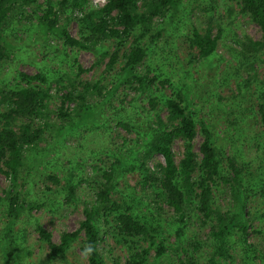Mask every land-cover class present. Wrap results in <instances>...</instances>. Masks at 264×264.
Wrapping results in <instances>:
<instances>
[{"label":"trees","instance_id":"trees-1","mask_svg":"<svg viewBox=\"0 0 264 264\" xmlns=\"http://www.w3.org/2000/svg\"><path fill=\"white\" fill-rule=\"evenodd\" d=\"M234 1L238 6L236 13L247 16L248 20L258 26L259 39L252 40L247 36L242 42L229 40L227 46L224 43L225 37L221 38V34L219 35L220 28L212 33L213 18H210L202 30L192 26L191 33L187 35L190 52L187 50L189 56L186 59V71L190 77L201 67L198 62L219 59V40L227 47V51L237 53L233 60L236 57L244 58V61H238L234 65L227 64L222 69L221 76L224 84L232 82L235 86L236 92L230 93L229 100L237 96L239 100L244 99L247 115L245 124L253 112H257L258 119L254 118L256 126L252 125L251 128L254 129L252 134L257 135L256 144L252 142L254 139L251 140L256 152L251 158L244 148L239 155H235L233 151L229 156L225 155V145H231L235 135L238 139L245 137L249 129L247 125L237 126L242 119L238 122L229 120L230 113H225L218 107L228 120L221 132L226 141L224 144L221 136L215 133L217 127L213 128L203 117L195 118L186 89L179 90L180 94L173 91L166 96L161 90L151 86L157 79L148 77V68L142 65V60L152 50V44L160 34L151 33L150 29L141 32L137 27H146L153 18L165 20L168 13L171 15L168 19H171V12L175 13L183 5L181 0H105L98 7H87L88 0H0V69L9 58L11 47L18 41L15 32L27 30V27L20 24L22 20L30 23L34 29L37 28L40 34L38 39L43 42L49 35H54L65 47L92 52L96 56L94 64L107 58L101 79L98 77L94 82L81 78L80 73L86 69L80 67L73 74L63 69L57 71L53 67L34 74L19 72L15 83L0 82V174H4L9 180L2 190V197L8 202L7 221H16L19 211H29L38 206L25 200L17 190L19 185L16 180L23 177L24 151L31 150L38 154V143L44 139L43 124L55 126L56 134L63 137L58 139L61 143L70 140V134L78 127L80 135L72 145L81 153L80 149L88 146L89 135L96 129L87 125V121H80L88 117L95 118L98 112L101 119L97 123L108 126L106 143L114 147H107L106 155L111 154L116 162L111 163L107 169H97L94 161L98 160V155L105 148L99 142L84 157H78L74 164L69 162L71 172L67 173L71 179L74 177L79 180L76 183L86 181V178L78 176L77 168L84 167L87 158L93 162V174L96 176L100 173L101 180L98 179L93 187V198L87 201L90 197L88 195L84 199L83 218L79 220L76 229L61 233L58 243L52 242L50 233L36 223L35 230L39 239L46 245L51 256L64 255L73 242L78 240L79 234L83 233L79 250L87 263L105 264L103 251L106 249L101 244L109 230H112L128 242L127 248L132 245L139 250L129 254L124 263L112 257L113 264H145L150 249L154 250V257L157 259L163 254L174 253V264H233L237 255L240 256L238 264H264V211L257 207L256 210L250 208L254 200L264 197V138L260 140L261 133L264 132V90L260 93L254 87L252 90L251 87L248 89L253 81L258 86H264V0ZM183 8L187 10L186 7ZM70 22L76 24L78 37L69 34ZM172 22L176 27L180 26L177 20H171ZM135 30L139 31V35H133L134 38L129 41V35ZM108 42L112 46H107ZM124 44L127 47L123 49ZM107 76L110 78L104 83L102 79L106 80ZM167 81L166 79L160 84ZM51 83L59 99V104L54 109L48 106ZM107 84L110 86L105 89ZM121 84L128 90L118 97L120 104H123L126 96L131 97L128 101L125 100L122 110L132 107L135 111L132 98L139 95H147L146 100L150 105L149 110L145 107L141 108L145 112L139 111L142 114L138 116L147 118L148 127L144 129L143 147L138 148V151L134 150L131 140L126 136L122 135L117 145L110 136L112 122L127 132H137L130 125L128 119L131 114L127 111L124 115L115 112L113 118L110 117L113 107L106 94L113 95L116 87ZM97 96L100 98L97 99ZM216 97L220 101L226 98L220 93ZM157 98L162 101L158 108ZM70 102L73 104L71 107L68 106ZM254 103L257 109L254 106L247 107ZM163 109L166 110L164 118L159 115V111ZM48 111H54L57 117L47 119ZM151 111L153 113H149ZM35 120H39V123H34ZM13 126H17L19 132L12 130ZM197 126L202 140L198 151H195ZM177 140L181 141L183 151L181 158L175 161L172 145ZM123 153L133 155L127 167L141 173L138 184L140 190L132 188L131 192L126 191L125 197L128 200H115L111 194L118 192L119 176L115 175L114 168L118 163V154ZM154 154L160 155L164 162L156 163L151 168L148 160ZM224 157L227 164L225 170L221 159ZM51 179L54 181L56 178L51 176ZM218 181H222V188L228 190L230 201L225 209H221L218 197L214 195V187L220 185ZM66 187L69 195L73 196L75 184L67 183ZM191 224L199 226V231L194 230V233H202V229L206 227L209 231L191 239L185 234L187 231L193 233L189 228ZM249 232L253 235L258 233L260 240L247 242ZM171 235L174 236L173 242L168 241ZM143 243L146 244L145 247L142 246ZM88 247L92 249L90 253L85 251Z\"/></svg>","mask_w":264,"mask_h":264},{"label":"rangeland","instance_id":"rangeland-1","mask_svg":"<svg viewBox=\"0 0 264 264\" xmlns=\"http://www.w3.org/2000/svg\"><path fill=\"white\" fill-rule=\"evenodd\" d=\"M181 2L183 5L176 10L175 13L173 11L171 12V19H168L169 16H171L168 13L165 20L153 18L151 23L143 27L144 29L137 27L141 32H144L145 29H150L151 33L159 32L160 34L159 38L152 44V50L149 51L142 60V65L148 68V77H155V80L157 79L151 86H154V89L161 90L166 96L171 95L173 91L176 93L179 90L186 89L190 101L189 103L192 104L191 107L194 109L195 118L198 119L203 117L213 128L217 127L215 133L221 136L220 139L224 144L226 141L221 132L222 129L227 126L228 120L227 117H223L224 113L221 114V110L219 111L218 107L222 109L223 112L230 113L228 116L229 120L231 119L238 122L242 119L237 126L244 127L247 125L249 129H247L245 137L243 136L238 139L237 135H235L233 143L231 145H225V155L229 156L231 151H233L235 155H239L244 148L245 151H248V157L251 158L256 152V147L253 146L254 144L251 143V140L254 139L252 142L256 144L257 135L252 134L254 129L251 128L252 125H254V118H257V112H253L254 114L245 124L247 115L245 114L244 99L239 100L237 96L238 99L237 97H233L229 100V96H231L230 93H235L236 89L232 82L227 85L224 84L221 76L223 73L222 69H224L227 64L234 65L238 61H244V58L242 59L240 57V59L236 57V59L234 58L233 60V57L237 53L235 51H227V47L222 45V42L219 40L217 50L221 53L220 58H211L198 62L201 67L189 77L188 71H186V59L189 56V54H187V35L191 33L192 26L200 27V30H202L207 21L213 18L212 33H216L218 28H220L219 35L221 34V38H223V36L225 37L224 43L227 45L229 40L242 42L245 41L247 36L252 40L259 39L260 32L258 26L248 20L247 16L236 13L238 11V6L234 0H181ZM102 3L103 0H88L87 7H98ZM213 6H215V8H213ZM183 7H186L187 10ZM231 7L232 10L230 9ZM180 17L190 21H183ZM171 20H177L180 26L176 27L173 22L171 23ZM62 21L63 20H61V22ZM20 24L27 27V30L21 33L15 32L18 41L15 42L13 48L11 47L9 58L5 60L3 67L0 69V82L11 81V83H15V79L19 72L34 74L39 70H44L49 67H53L57 71L63 69L69 71L71 74L77 73L79 67L86 69L85 72L80 73V76L90 82L97 81L98 77L100 78V75L103 74L104 64L107 58L99 64H94L93 62L96 56L93 55L92 52L65 47L54 35H49V38L43 42L38 39L40 34L36 27L34 29L32 25L25 20L20 21ZM68 32L71 36L78 37L77 26L74 22H70L68 25ZM133 35H139V31L135 30L130 34L128 38L129 41L134 38ZM10 40H12V37H10ZM107 46H112V43L110 45L108 42ZM126 47L127 44H124L123 49ZM188 52L190 51L188 50ZM117 67L119 66L117 65ZM143 71L146 72L145 69ZM109 78L110 76H107V79H102V81L107 83ZM166 79L169 82L167 81L160 84V82ZM109 86L110 84L105 85V89H108ZM49 87L51 97L48 106L54 109L59 104L58 94L52 83ZM250 87L251 90L253 89L252 87H254V89L260 93L262 89L264 90V86L260 84L259 86L256 85L255 81L252 82L251 86L249 85L248 89H250ZM101 90L103 89L101 88ZM127 90L128 89L125 90L124 86L121 84L116 87L113 95L111 94L108 96L106 94L107 97H110L108 100L111 101L113 107V110L110 112V117L113 118L115 112H119V115H124L128 112L131 114V118L128 119L130 125L132 124L137 132H127L123 127L116 126V124L112 122L110 136L113 137L112 139L115 141L116 145L119 144L122 135L126 136L131 140L130 144L133 145L134 150L138 151V148L143 147L142 140L145 137L144 129L148 127L147 118L138 116L142 114L139 111L145 112L141 110V108L145 107L149 110L150 105H148L146 100L147 95H139L132 98L136 106L135 111L132 107H129L126 110L127 112L122 110L125 107V100L128 101L131 97L130 95L126 96L123 104H120L118 97ZM217 93H220L223 98L226 96V98L221 101L218 100L216 97ZM99 98L100 96H97V99ZM105 99L106 98H103V100ZM156 102V108L161 106L162 101L160 98H157ZM72 105V102L68 104L70 107ZM251 106L257 109L255 103L247 107ZM136 111H138V114ZM149 113L153 112L151 111ZM159 115L164 118L166 110H160ZM56 117L54 111H51L47 119L52 120ZM151 117L152 119L154 118L153 116ZM100 119L101 116L97 112L95 118L88 117L80 121V123L87 121V125L96 129L89 135L90 137L88 140L90 142L88 146L80 149L82 150L81 153L72 145V142L80 135L79 130H77L78 127H76L77 129L75 128L76 131L73 134H70V140L67 139L65 142L61 143L58 139L63 137L60 134H56V129H54L55 126L53 124L47 126L43 124L44 139L38 143V147H40L38 154L31 150L24 151L23 156L25 163L23 165V177L21 176V179L18 178L16 180L19 185L17 190L21 192L25 200L35 203L38 206L29 211L26 209L19 211L17 214L19 218L16 221L10 219L7 221L6 210L8 202L6 199H3L2 190L7 186L9 180L7 176L2 173L0 174V264H88L87 259L79 250V244L83 233L79 234L78 240L73 242L70 249L64 255L51 256L46 245L40 241L35 230V225L36 223L41 224L50 233V240L58 243L60 234L76 229L79 220L83 218L82 209L85 206L84 199H87L88 195H90V197L87 201L93 198L91 194H93V187L96 186L97 180H101L100 173L96 174V176L93 174V170L91 169L93 162H91L89 158L86 159V162L84 161V167L77 168L79 169L78 176L86 178V181L76 183L79 180L74 177L71 179L67 171L71 172L69 162L74 164L78 157H84L85 153L95 148L98 142L100 144L103 143L105 148L98 155V160L96 159L94 161L97 169H107L111 163L116 162L111 154L106 155L107 147H114L106 143L105 136L109 135L106 132L108 126L106 124L102 126L100 123H97L100 122ZM36 122L39 123V120L34 121V123ZM57 122H60V120ZM65 126H67V124H65ZM255 126L256 125H254V127ZM11 128L19 132L17 126ZM97 133L101 134V136ZM261 136L262 138H260V140L264 138V132L261 133ZM201 140L202 134L197 126V134L194 138L195 151H198L197 148ZM172 151L175 156V161H178L183 151L181 141L177 140L173 143ZM80 154L81 156H79ZM117 157L118 163L114 168V172L116 176H119L117 181L118 192L112 193L111 195L115 200H128L125 197L127 190L129 192H131L132 188L140 190L138 184L141 179V173L136 169L127 167L129 162L132 161L133 155L123 153L118 154ZM221 159L223 161V169L225 170L227 166L226 159L225 157ZM163 162V158L160 155L154 154L148 160V165L154 168L156 163L163 164ZM27 167L30 168L27 169ZM51 176L56 179L53 181ZM67 183L75 184L73 196L69 195L68 188L66 187ZM218 183L220 184L219 187H214L213 189L214 195L218 197L221 209H225L230 201L228 198V190L222 188L224 186L222 181H218ZM132 194L134 195V193ZM262 200L264 201V197L263 199L254 200L250 208L256 210L257 207L259 210L264 211V202H262ZM164 207L168 210L166 206ZM168 217L170 218V216ZM170 219L172 220V218ZM198 227L199 226L196 224H191L189 228L193 233L187 231L185 234L190 236L191 239H196L198 236H203L209 231V228L206 227L202 229V233H194V230L199 231ZM262 227L264 229V223ZM260 238L258 233L253 235L252 232H249L247 242H256L260 240ZM168 241H175L174 236H169ZM127 243L128 242H125L124 239L122 240V237L119 236L116 231L113 232L109 230L108 235L104 237L101 244L102 247L106 249V251H103L105 264H113L112 257L118 259L120 263H124L129 254L139 251L137 247L135 248V246L132 245L130 248H127ZM142 246L145 247L146 244L143 243ZM9 251L12 258L9 255ZM108 252L111 254L109 255ZM3 253H5L4 256ZM239 253L238 251V254ZM239 257L238 255L235 257L233 264L239 263ZM175 259L176 255L174 253L163 254L157 259L154 257V250L150 249L147 252L145 264H174Z\"/></svg>","mask_w":264,"mask_h":264},{"label":"clouds","instance_id":"clouds-1","mask_svg":"<svg viewBox=\"0 0 264 264\" xmlns=\"http://www.w3.org/2000/svg\"><path fill=\"white\" fill-rule=\"evenodd\" d=\"M86 252L90 253L92 251V249L90 247L86 248L85 250Z\"/></svg>","mask_w":264,"mask_h":264},{"label":"bare ground","instance_id":"bare-ground-1","mask_svg":"<svg viewBox=\"0 0 264 264\" xmlns=\"http://www.w3.org/2000/svg\"><path fill=\"white\" fill-rule=\"evenodd\" d=\"M104 3H105V1H103V3L100 6H102Z\"/></svg>","mask_w":264,"mask_h":264},{"label":"built area","instance_id":"built-area-1","mask_svg":"<svg viewBox=\"0 0 264 264\" xmlns=\"http://www.w3.org/2000/svg\"><path fill=\"white\" fill-rule=\"evenodd\" d=\"M103 1H105V0H103Z\"/></svg>","mask_w":264,"mask_h":264}]
</instances>
